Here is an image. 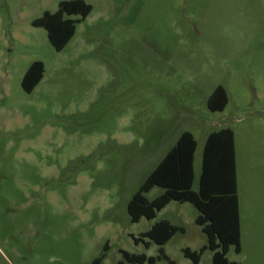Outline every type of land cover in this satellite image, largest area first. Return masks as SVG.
I'll list each match as a JSON object with an SVG mask.
<instances>
[{"label": "rangeland", "instance_id": "374dc122", "mask_svg": "<svg viewBox=\"0 0 264 264\" xmlns=\"http://www.w3.org/2000/svg\"><path fill=\"white\" fill-rule=\"evenodd\" d=\"M61 0H0V264H117L157 256L133 236L185 227L164 245L175 264L207 237L198 210L170 202L132 222L128 204L183 131L194 133L198 188L209 133L235 132L240 264H264V0H86L91 14L62 51L32 21ZM45 64L31 92L23 77ZM223 85L229 102H207ZM162 190L147 194L155 198ZM213 252L201 263L211 264ZM166 264L163 258L158 262Z\"/></svg>", "mask_w": 264, "mask_h": 264}, {"label": "trees", "instance_id": "16d2710c", "mask_svg": "<svg viewBox=\"0 0 264 264\" xmlns=\"http://www.w3.org/2000/svg\"><path fill=\"white\" fill-rule=\"evenodd\" d=\"M92 11L93 5L86 0H61L56 11L45 10L42 16L32 21V25L44 28L52 46L57 51H62L75 36L77 25ZM44 75V62L34 61L23 77V89L31 93ZM228 102L226 88L218 85L210 95L207 105L211 111H223ZM197 146L193 132L186 130L181 133L129 201L130 219L132 222H139L143 217L153 220L170 202H189L199 212L196 224L206 235L207 243L199 250L184 248L185 257L191 259L193 264H206L201 263V258L205 251L210 250L213 252L211 264H240L228 257L232 246L237 253H241L242 237L235 132L230 127H224L207 136L202 171L198 188L195 189ZM155 187L162 191L155 198L149 199L147 194ZM178 232L184 233L185 227L167 219L156 221L149 230L133 236V240L136 244L143 243L147 248L156 243L160 246L159 255L148 256L146 253H131L122 249V259L117 264H159L163 258L167 259L166 264H175L165 253L164 245ZM108 250L107 243L104 252L91 264H101Z\"/></svg>", "mask_w": 264, "mask_h": 264}, {"label": "crops", "instance_id": "0c3cea01", "mask_svg": "<svg viewBox=\"0 0 264 264\" xmlns=\"http://www.w3.org/2000/svg\"><path fill=\"white\" fill-rule=\"evenodd\" d=\"M210 134V133H209ZM206 141V140H205ZM205 145V143H204ZM235 145H236V138H235ZM198 148V146H197ZM204 149V147H203ZM197 151V149H196ZM167 153V152H166ZM164 157V156H163ZM202 159H203V151H202ZM195 160H196V154H195ZM236 162H237V181H238V195H239V203H240V215H241V228H242V204H241V196H240V190H239V182H240V178H239V165H238V156H237V148H236ZM201 171H202V167H201ZM201 171L199 173V178H200V174ZM195 173H196V177H197V171H196V164H195ZM196 181V179H195ZM199 182V180H198ZM161 193V192H160Z\"/></svg>", "mask_w": 264, "mask_h": 264}]
</instances>
